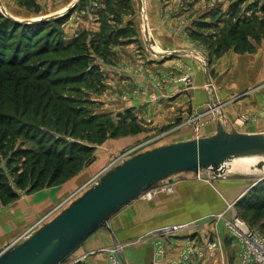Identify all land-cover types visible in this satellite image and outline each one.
Here are the masks:
<instances>
[{
    "label": "rangeland",
    "instance_id": "1",
    "mask_svg": "<svg viewBox=\"0 0 264 264\" xmlns=\"http://www.w3.org/2000/svg\"><path fill=\"white\" fill-rule=\"evenodd\" d=\"M74 1L0 0V15L19 23L32 24L28 21L34 19V21H38L37 19L39 18L55 15L66 17L59 23H43L39 27H28V29L24 30V33H21L19 29L21 26H12L8 23L1 24L0 19V59L5 58L6 60H10L15 57L21 60V58H26L34 50L31 63L34 65L35 73L49 76L57 74V70L62 71L58 75H55V77L58 76L57 78H60L63 82L58 87L59 93L68 100L67 103H64L66 109L71 110L73 108L72 110L77 113L68 114L76 115L75 119L77 122H80L84 116L87 119L97 116L98 119L94 121L93 126L97 125L108 133V137L102 143L99 142L94 145L95 152L88 165L96 159V151L110 140L124 142V147L120 150L119 154L113 155L106 168L99 175L95 176L96 180L86 188L80 189H85L82 191L85 192L81 196L96 184H99L104 176L116 171L133 158L162 147L212 138L217 135L219 124L224 127V131L228 134L264 135V128L258 130V133H250L252 130H250L249 126L252 124H249L248 116L246 115L236 120H232L233 118L227 119L226 117V108L229 104H232L242 94H249V91L255 89V87L241 92L235 99H233V96L227 100H222L221 95V90L230 89V82L234 81L232 78H227L229 73L233 76L232 73L239 68L240 70L247 69L248 67L254 69V66L256 70L264 69V30L260 28V24H258L256 30H249V27H243V34L252 46L242 44L232 48L226 52L227 57L225 59L222 58L224 54L220 56L221 60H219V57L212 56L208 43L198 40V45L203 47L208 54L205 53V57H201L200 60H192L191 58L187 60L189 62L192 61V64L199 62L200 64H197L198 70H201L202 65V69L206 72L207 80L210 82L207 81L205 83L206 79H202V81L205 87L209 88L212 92L215 100L204 107L194 108L187 106L178 112L177 119L170 121L166 125H161L159 122L155 125L152 120H146V122L140 121L138 116L139 111L126 109L134 103H138L139 99H146L144 94H139L136 89L138 86V74L140 71L142 72V64H138L139 54L141 53V56L145 55L151 58L157 56L155 52L157 46L154 47L152 43L145 39L144 19L142 17L143 8L137 6L138 0H112V2L118 1V3H113L111 6V8L119 6L115 8L113 15L123 22L122 26L126 22H132L129 26V30L132 33L131 38H135L132 39L131 43L134 42L132 44L128 43V40L123 43L124 41L122 40L116 41V39L112 40L111 37H107L112 30H108L105 24L107 18H111V15L108 14L107 17L106 13L103 14V12L107 9V2L111 0H81L68 12L67 10L72 7L71 5ZM201 11L202 9L197 11L198 14ZM145 12L148 13V10H145ZM147 15L149 16V14ZM147 15L145 19L146 24L148 23ZM243 16L251 20V22L255 21L254 23H259L264 18V15L259 13L253 16L248 13ZM238 18L239 15H237ZM225 20L227 23H232L229 17ZM233 20H236V18ZM139 23H141L143 29L142 27L138 29L137 25ZM221 25L223 26V22ZM110 26L118 28L113 21L110 23ZM250 31L257 33L254 34V32ZM203 32L209 39V37L215 36L213 33L216 31L211 30L208 34L206 31ZM191 33V31L186 33L189 38L192 37ZM108 38L111 40V43L103 41V39ZM58 40H62L60 41L62 45H58ZM75 40L79 41L73 48L69 50L62 48L64 45L72 44ZM245 49L246 52L243 51ZM158 52H162L159 47ZM76 54L91 56L89 58V61L92 60L90 67L85 71L79 70V67L82 65L79 61H85V57L69 58L71 55ZM130 57H132L133 62L129 59ZM147 64L149 65L148 67L152 66V64ZM94 66H98L100 69L95 76L92 72ZM189 70H192V68L189 67ZM179 74L175 82L184 83L187 87H190L192 83L194 84V79L191 75L187 76L184 74L181 76V73ZM128 78L131 79L128 80ZM161 79L162 76L159 77L157 86L163 84L161 83ZM259 87H264V81L259 84ZM217 94L221 97V102L218 101ZM147 99L155 102L158 100V94L148 95ZM81 112L85 114H81ZM103 116H107V118L102 119L101 117ZM47 134L49 143H45L44 145H39L37 144V140L35 141V139L40 138L38 137L39 131H35L32 134L33 140L20 137L7 151L0 152V171L7 177L10 188H13L20 197L26 193L15 186L17 177L26 168L24 165L26 158L23 156L22 151L40 152L49 147H55V145L61 150L64 143L59 144L57 140H63V142L68 143L67 147H65L67 153L77 148L75 145H72L74 141L79 140L77 137L63 135V133H52L51 131ZM112 134L114 137H112ZM52 139L53 141L50 142ZM98 139L99 136L96 140ZM223 163L226 164L228 162L224 161L220 163L218 169ZM218 173H214L210 165H204L197 171L194 169L177 171L157 182L153 188L148 189V191L146 190V193L143 192L145 196L149 194L153 196L156 190L162 189L164 194L170 195L172 191L177 189V186L185 184L195 190L199 188L200 191L208 194L211 211H218L219 206H221V212H211V216L205 219H195L189 224H181L180 226H189L184 228L182 233L178 235L179 237L173 239L175 240L173 243L165 245L166 254L162 264H238V246L230 236L225 221L232 219L234 216L240 217L251 228L258 230L264 235V183L262 181L256 184L264 176L262 167H258L257 172L250 174L233 172L229 169ZM62 184L52 187H59ZM44 189L46 187L37 191ZM191 192L192 190L189 193ZM248 194H252L251 198L245 201L249 196ZM3 199V197H0V200ZM60 212L45 220L28 234H26L28 231H25L26 233L23 232L25 233L23 234V238L26 237L25 239L27 240L36 234L42 227L59 215ZM46 216L48 214H45L39 220H43ZM149 238L154 239L153 237ZM163 239L165 243L169 242L171 238ZM26 240H22L4 251L13 250ZM216 241L220 242V253H209L207 250L209 245ZM172 244H176L173 245L174 248L171 246ZM177 249L179 250L178 252ZM188 250H194L195 253L185 258V251ZM152 264H158V262L154 261L153 263L152 261Z\"/></svg>",
    "mask_w": 264,
    "mask_h": 264
},
{
    "label": "crops",
    "instance_id": "2",
    "mask_svg": "<svg viewBox=\"0 0 264 264\" xmlns=\"http://www.w3.org/2000/svg\"><path fill=\"white\" fill-rule=\"evenodd\" d=\"M237 3L241 8L240 15H244L245 13L252 14L255 11L250 7L254 4H257L258 10L264 4V0H149L147 2L138 0L137 6L148 10V13H141L144 17L145 39L153 46L159 47L162 52H156L154 49L157 56L151 58L150 56H141L138 51L140 53L138 64H142V72L140 71L138 74L136 89L139 94H144L146 99H139L138 103H134L126 109L139 111L140 121L152 120L155 125L158 122L161 125H166L177 119L178 112L187 106L204 107L213 102L215 98L212 92L205 87L202 81V79H206L205 83L208 81L202 65L201 70H198L199 62L194 61L195 63L192 64V61H188L189 58L200 60L201 57H205V53H208L198 45V40L189 38L186 33L188 31H206L208 34L211 30L218 31L222 27V21L217 24L219 18L226 19L231 16ZM201 9V13L198 14L197 11ZM146 15L147 24L145 23ZM127 24L128 22L124 26ZM201 24L210 27L200 29ZM137 26L138 29L142 27L141 23ZM129 39L131 40V38L124 39V43ZM130 40L128 43H134H131ZM226 57L227 53L222 58ZM129 59L133 62L132 57ZM146 63L152 64V66L148 67L149 65ZM189 67L192 70H189ZM129 73L131 74V72ZM179 73L181 76L191 75L194 84L187 87L184 83L175 82ZM232 74L233 76L229 73L227 77L234 80L230 82V89L221 90L222 100L233 96L235 99L248 88L255 87V89L249 91L250 93L247 95L242 94L234 102L232 101L233 103L226 108V117L236 120L246 115L249 124H252L249 126L252 130L250 133H258V130L264 128V87H259V84L264 81V69L256 70L255 66L254 69L248 67L240 70L239 68ZM160 76H162L161 83L163 84L157 86ZM154 93L158 94L157 101L147 99L148 95ZM217 97L221 102V97L218 94ZM123 147L124 142L110 140L96 151V159L93 163L65 184L30 194L25 193L7 205H1L0 253L16 243L26 240V237L23 238V234L31 230L42 216L49 214L67 201L57 212L61 211L60 213H62L77 201L85 192H82L85 189H80L89 184L97 174L99 175L113 155L119 154ZM191 190L192 192L189 193ZM145 193L113 214L108 221L107 228L102 227L93 232L61 264H110L111 251L114 249L118 250V257L123 264H152V261L156 262L154 252L156 243L158 239H161L158 236V230L167 226L189 224L195 219L202 220L211 216V212H221V206L218 211H211L207 193L200 191L199 188L195 190L185 184L177 186V189L170 195L164 194L162 189L156 190L153 196L152 194L145 196ZM72 196L74 197L72 198ZM174 238L165 242V245L173 243ZM137 240H139L138 243ZM173 245L176 244L171 245L174 248Z\"/></svg>",
    "mask_w": 264,
    "mask_h": 264
},
{
    "label": "trees",
    "instance_id": "3",
    "mask_svg": "<svg viewBox=\"0 0 264 264\" xmlns=\"http://www.w3.org/2000/svg\"><path fill=\"white\" fill-rule=\"evenodd\" d=\"M113 3L116 4L118 1L112 2L111 0L107 2V9L103 12V14L106 13L107 17L108 14L111 15V18L108 17L105 24L108 30H112L107 37H111L112 40L116 39V41H124V39L131 38L132 36L129 30V26L132 22H128L127 26H122L123 22H121L117 16L115 17L113 15L115 8L119 6L111 8ZM250 7L255 9L252 16L258 13L264 15V4H262L258 10L257 4ZM240 12L241 8L237 3L234 6L231 16H229V20L232 22L231 24L227 23L225 19L219 18L220 20L217 21V24L222 21L223 26L215 32L216 34H214V37L212 36V38L209 37L208 39L202 31H192L191 38L208 43L211 55L216 57H220L230 49L242 44L252 46L243 34L242 28L249 27V30H256V27L260 24V28L264 30V18L261 22L254 23L255 21L251 22V20L245 18L242 14L240 15ZM237 15H239L238 19ZM65 18L66 17H59L48 21L26 24L0 15L1 24L8 23L12 26H21L19 28L21 33H24V30L28 29V27H39V25L43 23H59ZM235 18L236 20H233ZM112 21L118 28L110 26ZM207 27L210 26L201 24L200 29H205ZM250 32H254V34L257 33L255 31ZM60 41L62 40H58V45L61 44ZM78 41L75 40L72 44L64 45L62 48L69 50L77 45ZM103 41L108 43L111 40L108 38L103 39ZM130 41H132V38ZM243 51L246 52V49ZM34 52V50L31 51L26 58L23 57L21 60L15 57L10 60H6L5 58L0 59V152L3 153L7 151L20 137L33 140L32 134L35 131H39L38 137L40 138L35 139L39 145L49 143L47 140V133L50 131L52 133H63V135L77 137L79 140L74 141V144H72L77 148L68 153L65 148L68 143L63 142V140H57L59 144L64 143L61 150L54 144L55 147L52 146L40 152L22 151L23 156L26 158L24 162L26 168H24L17 177L15 186L18 189L24 190L27 194L35 192L43 187L49 188L57 184H62L77 176L87 167L89 162H91L92 155L95 152L94 145L99 142L102 143L108 137V133L103 131L101 127L97 125L93 126L94 121L98 119L97 116H93L89 119L84 116L80 122H77L75 119L76 115H70L71 113L74 114L75 111L72 110L73 108L67 110L64 106V103H67L68 100L62 97L58 90V87L62 85L63 82L60 78H57L58 76L55 77V75H58L62 71L57 70V74L49 76L35 73L34 65L31 63ZM80 57H85V61H79L80 64H82L79 70L85 71L90 67L92 61H89V58H91L90 55L76 54L71 55L69 58L76 59ZM99 70L98 66H94L92 69L93 75H97ZM81 114L85 113L81 112ZM101 118L105 119L107 116ZM41 133L43 134L41 135ZM98 136L99 139L96 140ZM112 137H114L113 134ZM52 141L53 139L50 142ZM0 193H2L0 197L4 198L0 200V206L7 205L20 197L13 188H10L7 177L4 176L1 171ZM248 195L245 201H248L252 194Z\"/></svg>",
    "mask_w": 264,
    "mask_h": 264
},
{
    "label": "water",
    "instance_id": "4",
    "mask_svg": "<svg viewBox=\"0 0 264 264\" xmlns=\"http://www.w3.org/2000/svg\"><path fill=\"white\" fill-rule=\"evenodd\" d=\"M246 153L264 154V135L228 134L219 124L218 133L212 138L178 143L141 154L104 176L99 184L20 246L1 252L0 264H61L93 232L107 228L113 214L163 178L177 171H197L204 165L217 170L220 163ZM258 167L263 164L260 162ZM262 181L264 176L256 184Z\"/></svg>",
    "mask_w": 264,
    "mask_h": 264
},
{
    "label": "built area",
    "instance_id": "5",
    "mask_svg": "<svg viewBox=\"0 0 264 264\" xmlns=\"http://www.w3.org/2000/svg\"><path fill=\"white\" fill-rule=\"evenodd\" d=\"M96 180V177L89 183L91 184ZM89 184H87L84 188H86ZM76 196V195H74ZM72 196V198L74 197ZM70 198V199H72ZM67 203L64 202L60 204L56 209L48 214L43 220L39 221L31 230H29L26 234L36 229L40 226L45 220L54 216L61 208ZM226 221L227 230L230 233L232 239L236 242L239 251V261L238 264H264V235L260 233L258 230L251 228L244 220H242L238 216H234L230 220ZM185 226H167L158 230V236L161 239H158L156 243L155 250V260L156 263L162 264L163 258L165 257V243L163 238H173L178 236ZM209 253H220V242L216 241L213 244L209 245L207 249ZM110 256V264H123L118 257V250L114 249L111 251ZM195 253L194 250L185 251V258L190 257ZM160 262V263H159Z\"/></svg>",
    "mask_w": 264,
    "mask_h": 264
},
{
    "label": "bare ground",
    "instance_id": "6",
    "mask_svg": "<svg viewBox=\"0 0 264 264\" xmlns=\"http://www.w3.org/2000/svg\"><path fill=\"white\" fill-rule=\"evenodd\" d=\"M76 1L77 0H75L71 6H73ZM142 12L145 13V10H143ZM40 19L42 18H39L37 20H40ZM156 52H158V48H156ZM226 161L228 163L226 164L223 163V165L220 166V168L217 170L214 169L213 166H211V169H213V172L217 174L218 172H222L223 170L229 169L230 171L240 172L244 174L255 173L258 171L257 165L260 162L263 164L262 169L264 170V154H261V153L238 154Z\"/></svg>",
    "mask_w": 264,
    "mask_h": 264
}]
</instances>
